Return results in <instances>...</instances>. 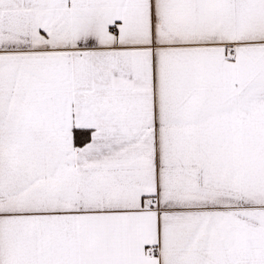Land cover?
Masks as SVG:
<instances>
[{
  "label": "snow or ice",
  "instance_id": "6c2138e0",
  "mask_svg": "<svg viewBox=\"0 0 264 264\" xmlns=\"http://www.w3.org/2000/svg\"><path fill=\"white\" fill-rule=\"evenodd\" d=\"M0 264H264V0H0Z\"/></svg>",
  "mask_w": 264,
  "mask_h": 264
}]
</instances>
